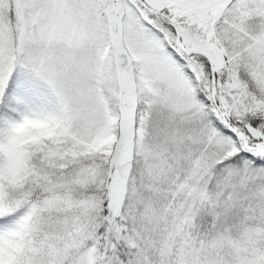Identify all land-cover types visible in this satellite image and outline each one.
<instances>
[{"label":"snow or ice","instance_id":"snow-or-ice-1","mask_svg":"<svg viewBox=\"0 0 264 264\" xmlns=\"http://www.w3.org/2000/svg\"><path fill=\"white\" fill-rule=\"evenodd\" d=\"M0 264H264V0H0Z\"/></svg>","mask_w":264,"mask_h":264}]
</instances>
